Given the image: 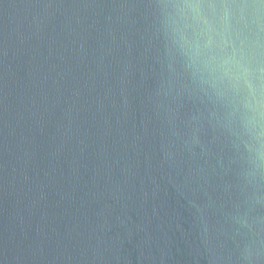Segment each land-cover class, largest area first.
<instances>
[{"label":"water","instance_id":"water-1","mask_svg":"<svg viewBox=\"0 0 264 264\" xmlns=\"http://www.w3.org/2000/svg\"><path fill=\"white\" fill-rule=\"evenodd\" d=\"M0 264H264V0H0Z\"/></svg>","mask_w":264,"mask_h":264}]
</instances>
